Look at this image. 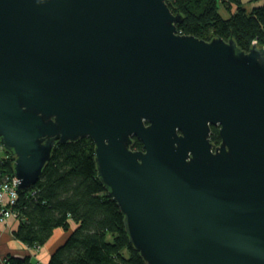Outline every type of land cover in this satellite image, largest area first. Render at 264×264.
Instances as JSON below:
<instances>
[{"label":"water","instance_id":"obj_1","mask_svg":"<svg viewBox=\"0 0 264 264\" xmlns=\"http://www.w3.org/2000/svg\"><path fill=\"white\" fill-rule=\"evenodd\" d=\"M181 21L166 0H0V142L25 191L91 138L146 264H264V47Z\"/></svg>","mask_w":264,"mask_h":264},{"label":"trees","instance_id":"obj_2","mask_svg":"<svg viewBox=\"0 0 264 264\" xmlns=\"http://www.w3.org/2000/svg\"><path fill=\"white\" fill-rule=\"evenodd\" d=\"M182 21L180 34L210 40L232 38L248 51L251 42L264 47V0H166ZM225 16H224V14ZM218 126H210V140L221 141ZM132 147L142 143L133 139ZM1 164L13 173V155ZM17 224L12 235L31 249L43 246L56 228L68 231L47 264H146L129 242L123 215L97 176L94 143L84 137L56 143L39 179L25 191H17L12 207ZM71 224H74L71 228ZM31 257L8 254L1 264H33Z\"/></svg>","mask_w":264,"mask_h":264},{"label":"crops","instance_id":"obj_3","mask_svg":"<svg viewBox=\"0 0 264 264\" xmlns=\"http://www.w3.org/2000/svg\"><path fill=\"white\" fill-rule=\"evenodd\" d=\"M16 224L17 220L15 219H8L5 224L0 223V264L8 254L21 258L29 255L32 262L47 264L50 254L64 242L68 234V231L56 228L43 246L31 249L13 237L12 230L16 227ZM73 226L74 224H71V228Z\"/></svg>","mask_w":264,"mask_h":264},{"label":"built area","instance_id":"obj_4","mask_svg":"<svg viewBox=\"0 0 264 264\" xmlns=\"http://www.w3.org/2000/svg\"><path fill=\"white\" fill-rule=\"evenodd\" d=\"M256 44L253 40L251 44ZM8 160L7 151L0 142V163ZM18 180L13 173L2 171L0 168V223L5 224L8 219H17V212L12 210L17 199ZM33 264H39L35 262Z\"/></svg>","mask_w":264,"mask_h":264},{"label":"flooded vegetation","instance_id":"obj_5","mask_svg":"<svg viewBox=\"0 0 264 264\" xmlns=\"http://www.w3.org/2000/svg\"><path fill=\"white\" fill-rule=\"evenodd\" d=\"M210 132H211V130H210ZM209 140H210V134H209ZM210 142H211V140H210ZM220 142H221V141H220ZM212 143H213V142H212ZM213 145H214V147H215V146H217V145H219V144H214V143H213Z\"/></svg>","mask_w":264,"mask_h":264},{"label":"rangeland","instance_id":"obj_6","mask_svg":"<svg viewBox=\"0 0 264 264\" xmlns=\"http://www.w3.org/2000/svg\"><path fill=\"white\" fill-rule=\"evenodd\" d=\"M223 13V12H222ZM224 14V13H223ZM224 16H225V14H224Z\"/></svg>","mask_w":264,"mask_h":264}]
</instances>
